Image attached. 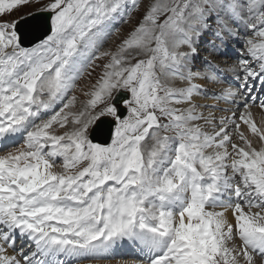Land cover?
Returning <instances> with one entry per match:
<instances>
[{"label":"snow or ice","instance_id":"obj_1","mask_svg":"<svg viewBox=\"0 0 264 264\" xmlns=\"http://www.w3.org/2000/svg\"><path fill=\"white\" fill-rule=\"evenodd\" d=\"M25 7L47 19L31 47ZM257 86L264 0H0V264H264Z\"/></svg>","mask_w":264,"mask_h":264},{"label":"water","instance_id":"obj_2","mask_svg":"<svg viewBox=\"0 0 264 264\" xmlns=\"http://www.w3.org/2000/svg\"><path fill=\"white\" fill-rule=\"evenodd\" d=\"M19 30L23 34V37L25 40L24 45L31 47L34 42H36L40 38H43V36L46 34L47 19L46 17L44 18L42 27L33 36L28 35L29 33L27 29L23 27V23L19 24ZM27 40H29V42H27ZM111 131H112V125L110 123L106 124L105 125V135L109 136L111 134ZM97 141L102 142L101 140H97Z\"/></svg>","mask_w":264,"mask_h":264},{"label":"rangeland","instance_id":"obj_3","mask_svg":"<svg viewBox=\"0 0 264 264\" xmlns=\"http://www.w3.org/2000/svg\"><path fill=\"white\" fill-rule=\"evenodd\" d=\"M30 12H36L35 8L34 7H26V8H23L21 9L19 12H15L13 14H15L14 16H11L9 17V19H13V18H16V17H20L22 14H27V13H30ZM38 23L39 25H42V20L41 19H31L30 21H26V24H31V23ZM129 24H121L120 25V28L121 29H124L126 26H128ZM89 71H92L91 69ZM100 71V69H98V72ZM92 82H95L94 78L91 76H89L87 73L82 77V79L80 80L79 84L80 86H83V87H87L88 84L92 83ZM101 125H104V123H101ZM91 132V131H90Z\"/></svg>","mask_w":264,"mask_h":264},{"label":"bare ground","instance_id":"obj_4","mask_svg":"<svg viewBox=\"0 0 264 264\" xmlns=\"http://www.w3.org/2000/svg\"><path fill=\"white\" fill-rule=\"evenodd\" d=\"M35 20V19H34ZM232 60V59H231ZM253 113H258V111H256V110H253L252 111ZM255 120L257 121V123L259 124L261 121H264V115L263 114H261V113H259L257 116H256V118H255ZM109 121V119L108 118H104V119H101L98 123H106V122H108ZM98 125V124H97ZM22 243H24V241H21V240H17V246L19 247ZM122 247H125V249H129L130 247L129 246H127V245H123ZM116 249L114 250V252H113V255H116Z\"/></svg>","mask_w":264,"mask_h":264}]
</instances>
